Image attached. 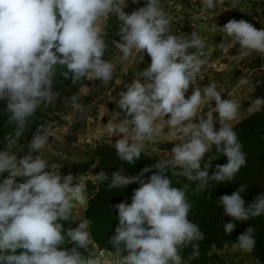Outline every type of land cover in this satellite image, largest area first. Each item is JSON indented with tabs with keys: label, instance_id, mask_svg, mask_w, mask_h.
<instances>
[{
	"label": "clouds",
	"instance_id": "9594fccd",
	"mask_svg": "<svg viewBox=\"0 0 264 264\" xmlns=\"http://www.w3.org/2000/svg\"><path fill=\"white\" fill-rule=\"evenodd\" d=\"M218 3L223 0H201L202 11ZM125 6L126 0H0V101L7 102V124L15 125L5 136V150H0V175L8 173L0 182V264H183L182 250L191 246V256L199 257L205 234L189 220L193 204L184 188L171 186L168 170L173 176L198 182L194 191L203 193L211 182H231L247 165L243 145L229 123L237 118L240 105L222 99L214 83L203 89L197 85L207 63L202 58L205 41L196 32L190 37L171 34L172 18L161 0H145V6L131 14L124 11ZM108 16L120 21V39L113 42L121 61H128L134 51L146 52L151 61L119 94L117 108L123 118L121 111H115L105 124L110 138L122 134L114 143L119 159L134 163L146 145L155 144L162 135L177 143L168 157L137 175L112 173L110 188L132 183L139 187L133 190L131 203L113 206L119 221L109 241L114 251L100 255L91 248L92 220L80 217L78 225L67 230L61 223L70 220L78 204H86L87 183L71 173L62 176L41 155L49 141V123L36 128L25 155L18 157L12 149L41 104L56 99L57 68H65L63 76L70 75L73 84L89 76L104 84L113 80L114 64L103 59L108 48L103 21ZM222 30L239 44L241 56L264 54V28L232 18ZM190 49L195 51L190 53ZM250 83L246 77L238 80L239 86ZM190 85L193 91L186 98ZM247 99L251 113L264 110V98ZM68 100L81 108L76 94ZM206 103L211 111L204 113L201 106ZM213 146L227 157V163L217 164L210 175L211 159L216 157L203 168L201 163ZM153 168L156 171L145 179ZM17 178L24 180L17 182ZM95 178L98 182L109 179L103 171ZM245 187L218 199L224 215L231 217L223 225L225 235L235 230L236 222L264 216V193L245 206L241 195ZM255 231L252 226L246 228L233 246L253 252ZM66 241L74 246L60 249ZM17 249L23 251L16 254Z\"/></svg>",
	"mask_w": 264,
	"mask_h": 264
},
{
	"label": "rangeland",
	"instance_id": "374dc122",
	"mask_svg": "<svg viewBox=\"0 0 264 264\" xmlns=\"http://www.w3.org/2000/svg\"><path fill=\"white\" fill-rule=\"evenodd\" d=\"M261 1L264 0H223V3H218L214 9L202 11L201 0H161L165 12L172 15V22L174 19H180V16L175 17L172 14L173 6L175 4L183 6L182 20L184 22L195 21L199 30L206 32L207 37L203 40L207 51L218 53L221 49L220 44H224L223 48L226 49L224 69L215 72L207 70L203 66L198 75L197 85L203 89L210 83H214L217 90L221 92L222 99H233L240 105L237 118L229 122L232 126L251 113L248 110L250 100L247 98H256L254 89L264 78V54L251 52L247 56H241L239 44L235 45L231 38L226 36L222 26L227 20L234 18L237 13H243L254 17L259 24L257 29L264 28V17L260 15V8L257 5ZM124 11L129 14L126 7ZM103 25L105 27L106 18ZM121 55L114 43L108 45L103 59L110 60L114 64L113 80L109 83L104 84L89 76L88 78L92 82L91 86H82L63 95L57 94L56 99L51 104H41L38 109L42 115H54L59 119V123L50 128L49 141L47 146L41 150V155L50 165H54L56 171L60 172L62 176L64 175L61 171L63 166L92 161L97 149L104 145H114L113 141L122 138V134L110 138L105 131V124L111 118V113L115 112L111 111L108 105L113 103L117 106L120 92L126 91L124 85L130 84L151 61L146 52L143 54L134 51L126 62L121 61ZM241 77L249 78L251 83L246 86H239L238 80ZM119 81H121L120 84H118ZM192 91L193 86L190 85L186 98L191 95ZM74 94L79 97L78 103L81 105L79 109L68 100ZM210 106L214 107L215 102L211 101ZM210 106L207 103L201 106L204 113L211 111ZM106 109L105 116L101 118ZM117 111H121V118H123L122 110L118 109ZM214 117H218V114L214 113ZM216 126L219 124L217 123ZM36 128L25 141L13 146L12 151L16 152L18 157H22L28 152V143L31 141ZM5 147L6 144L1 147V150H5ZM37 154L33 153L34 156ZM166 157L164 156L163 159ZM98 173L95 166H92L81 177L86 183L95 184L97 182L95 175ZM18 179L19 182L24 180V178ZM90 193V191L86 192V200ZM84 205L78 204L73 209L69 220L72 224L67 229L75 228L78 225V218L83 217ZM91 248L97 252L92 246ZM216 253L223 258V264H259L251 253L240 250L233 245L226 246Z\"/></svg>",
	"mask_w": 264,
	"mask_h": 264
},
{
	"label": "trees",
	"instance_id": "16d2710c",
	"mask_svg": "<svg viewBox=\"0 0 264 264\" xmlns=\"http://www.w3.org/2000/svg\"><path fill=\"white\" fill-rule=\"evenodd\" d=\"M257 5L260 8V15L264 17V1L258 2ZM234 18L237 20L245 19L255 27L259 25L250 14L237 13ZM104 29L108 45H112L114 43L113 40L118 41L119 21L115 16L106 17ZM64 71L66 69L63 67L57 68V76L54 78L53 91L58 95H63L82 86L92 85L89 78H84L73 84L70 75L68 78L63 76ZM254 91L256 98H264V78L255 87ZM6 103V101H0V150L3 145L7 144L5 136L12 132L15 127V125L7 124ZM108 107L111 111L118 110L113 103H110ZM43 122H48L50 128H52L59 123V119L54 115H42L37 110L36 114L29 118L25 132L17 143L25 141L33 129ZM233 127L238 134L239 141L243 145V151L246 153L247 165L240 170L231 182L219 184L211 182L207 191L200 193L194 191L198 182H191L184 177L173 176L171 170L167 172L172 179V187L185 189L188 200L193 204L189 220L198 224L205 234V239L200 242L199 257L193 258L191 256V246L182 250L183 264H223V258L216 252L223 250L226 246L233 245L237 240V236L249 226L254 227L256 230V245L251 254L259 264H264V216L255 217L245 222H236L235 230L230 235H225L223 225L231 221V217L224 215V209L218 203L221 195H230L238 190L241 185L246 186L245 191L241 193L246 202L245 206L251 203L257 195L264 193V110L254 114L250 113ZM211 157L216 158L211 159L210 175L215 171L217 164L223 165L227 163V157L218 154L215 146H213L211 151L205 155L201 163L202 168L204 163H207ZM159 160L162 159L143 152L138 160L130 164L119 159L114 145H104L97 149L94 160L70 164L61 168L64 175L71 173L74 177H79L85 174L92 166H95L99 173L103 171L109 177L104 182L97 181L95 184L87 182V191L91 193L86 200L83 217L93 222L90 226L92 244L96 245L99 251L107 253L114 251L109 241L110 237L115 234V228L118 226L119 221L118 211L113 206L124 201L131 203L133 190L139 187L138 183H132L120 189L110 188L112 173L122 171L123 175H137L141 169L155 165ZM155 171L153 168L152 172L146 173L144 178L147 179ZM7 176V173L0 175V182ZM17 182H19L18 178ZM61 223L66 230L72 224L70 221H61ZM73 246L71 242L66 241L58 247L60 249H70ZM21 251L23 250L17 249L16 254ZM5 254L11 253L6 252Z\"/></svg>",
	"mask_w": 264,
	"mask_h": 264
},
{
	"label": "built area",
	"instance_id": "2783aa9c",
	"mask_svg": "<svg viewBox=\"0 0 264 264\" xmlns=\"http://www.w3.org/2000/svg\"><path fill=\"white\" fill-rule=\"evenodd\" d=\"M126 8L127 11L129 12V14H131L132 11L134 10H138L140 7L145 6V0H139L138 3H133L132 0H127L126 1ZM125 9V8H124ZM183 6L181 4H175L173 6V12L172 14L175 17H179V20H173V25H172V29H171V34L174 35H184L189 36L191 35L192 32H196L198 34L199 32V28H198V24L195 21H189V22H184L181 18L182 14H183ZM172 18V15H170ZM173 19V18H172ZM195 49H190L189 52H194ZM204 53H205V57L202 58H206L207 63L204 65L205 68L207 70L210 71H222L225 67V58H226V49L225 48H221L220 51L218 53H214V52H209L207 51L206 48L203 49Z\"/></svg>",
	"mask_w": 264,
	"mask_h": 264
},
{
	"label": "crops",
	"instance_id": "0c3cea01",
	"mask_svg": "<svg viewBox=\"0 0 264 264\" xmlns=\"http://www.w3.org/2000/svg\"><path fill=\"white\" fill-rule=\"evenodd\" d=\"M203 32H201V30H199L198 32V36H200L202 39H204L205 37H207V34L204 30H202ZM205 32V33H204ZM206 39V38H205ZM205 48V47H204ZM234 126V125H233ZM215 127L219 128V126H216ZM113 143H115V141H113ZM177 143V141H169L165 136H161L157 142L155 144H147L146 147H145V150L144 152L150 156H154V157H158L160 159L163 160V157L164 156H167L169 155L172 147L175 146V144ZM85 206L86 204L84 205V209H85ZM96 251L97 253H99L100 255H105V254H109L107 252H102V251H99L97 246L92 244L91 245ZM126 254V253H125Z\"/></svg>",
	"mask_w": 264,
	"mask_h": 264
}]
</instances>
